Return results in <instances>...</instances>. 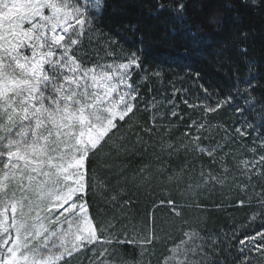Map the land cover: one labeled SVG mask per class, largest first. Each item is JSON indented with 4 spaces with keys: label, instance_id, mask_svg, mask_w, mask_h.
<instances>
[{
    "label": "trees",
    "instance_id": "obj_1",
    "mask_svg": "<svg viewBox=\"0 0 264 264\" xmlns=\"http://www.w3.org/2000/svg\"><path fill=\"white\" fill-rule=\"evenodd\" d=\"M176 6V0H104L96 24L106 34L101 43L110 38L119 43L110 46L115 59L101 52L100 63L124 62L142 47V67L132 70L139 90L133 113L117 122L108 143L87 163L100 190H89L85 201L97 227L114 218L134 228L140 223L147 234L160 237L147 246L140 264H163L189 228L218 241L222 255L214 258L224 264L246 259L264 264V236L259 235L264 233V195H257L264 192V165L244 163L258 161L264 148L256 129L247 138L236 132L237 126L248 128L245 118L256 123L264 104V0H186L183 16L170 10ZM212 17L216 22H209ZM88 39L85 50L99 47ZM249 63L251 82L258 85L256 110L244 117L232 105L206 111L230 93L234 73L243 77ZM157 71L160 75H153ZM201 86L211 95L205 96ZM259 130L264 134V125ZM124 201L131 203L121 210ZM169 201L181 205L180 215L170 210ZM124 251L110 264H131L132 252ZM92 261L88 264H105Z\"/></svg>",
    "mask_w": 264,
    "mask_h": 264
},
{
    "label": "snow or ice",
    "instance_id": "obj_2",
    "mask_svg": "<svg viewBox=\"0 0 264 264\" xmlns=\"http://www.w3.org/2000/svg\"><path fill=\"white\" fill-rule=\"evenodd\" d=\"M176 4L170 10L183 16L186 0ZM103 8L104 0H0V264H76L74 254L98 241L87 202H80L89 190H100L87 163L108 143L117 121L124 122L133 113L139 90L132 70L142 67L139 52L143 51L142 47L133 51L119 65L100 63L101 52L115 59L110 46L119 43L117 38L101 43L106 34L96 24ZM86 36L88 44L99 47L85 50ZM253 67L249 63L243 77L236 71L230 93L215 108L206 106V111L225 105L235 106L242 117L255 111L258 101L253 90L258 85L251 82ZM201 87L205 96L211 95ZM245 124L247 129L237 126L236 132L247 138L256 129L264 148V134L259 130L264 125V104L257 122L245 118ZM115 148L122 151L118 145ZM244 163L264 165V155ZM116 199L112 197L111 202ZM130 203L124 201L121 210ZM169 205L174 207L171 201ZM48 224L60 226L49 230ZM71 236L69 249L65 245ZM183 236L169 249L171 255L164 264H224L214 258L222 255L217 240L192 228ZM159 239L153 232L143 243L151 245ZM244 264L251 261L246 259Z\"/></svg>",
    "mask_w": 264,
    "mask_h": 264
},
{
    "label": "rangeland",
    "instance_id": "obj_3",
    "mask_svg": "<svg viewBox=\"0 0 264 264\" xmlns=\"http://www.w3.org/2000/svg\"><path fill=\"white\" fill-rule=\"evenodd\" d=\"M126 62L127 61L118 62V63H114V64L119 65L120 63H126ZM102 64H106V63L102 62ZM109 64H113V63H109ZM89 66H91V65H89ZM125 91H126V89H125ZM134 103H135V101H134ZM17 195L19 196V193H17ZM83 201H85V197H83L82 201H80V202H83ZM113 204H115V203H113ZM180 206L181 205H179V204H175L174 207L171 206L172 209H170V210L174 214H176L179 211L178 208H180ZM87 207H88V204H87ZM8 215H9V217L11 216V209H9ZM33 215H35V213H33ZM56 215H59V213L57 212ZM88 215L90 216L93 225L97 229L98 241L94 242L91 245L86 246L79 253L74 254V260L76 261V264H88L90 262H93L92 261L93 259L104 260L105 264L106 263L110 264L112 261L114 262V261H116L117 258H119L120 253H121L120 249H121V251H123V249H125L126 250V251H124L125 253L132 252V255L131 254L128 255V258H130V261L132 262L131 264L142 263L143 257L146 253V249L148 246V244L143 243V240L150 236V234H147V233H149V232H147V230H149L148 227L145 228V226L144 227L139 226L140 223L137 226H135V228H134V226H129V224H127V225L117 224V222L114 218H111L110 220H107V221L104 220L105 222L101 221L99 227H97L96 222H94V220L90 214L89 207H88ZM53 219H55V216L53 217ZM28 223L31 224L32 221L29 220ZM45 223L47 224V221H45ZM59 226L60 225L48 224L49 230H54L55 227H59ZM63 227L66 228L67 225H63ZM136 227L138 229H136ZM101 230H104V231H101ZM180 237L181 238L184 237L183 233ZM115 239H118L119 241H117ZM73 241H74V236L69 237L65 246L67 248L71 249ZM105 241H112V242L106 243ZM120 241H125V242L120 243ZM128 241H134V242L129 243ZM124 244H127V247H125ZM171 247H173V246H171ZM101 252L105 253V255L103 257L100 256ZM142 252H143V255H142ZM170 255H171V253L168 252L167 255L163 256V259H162L163 264L165 261V257L170 256ZM133 256H136V257L134 258ZM132 258H134V259H132Z\"/></svg>",
    "mask_w": 264,
    "mask_h": 264
}]
</instances>
